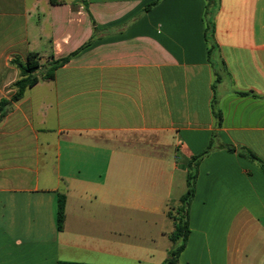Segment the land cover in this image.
<instances>
[{
	"label": "crops",
	"instance_id": "1",
	"mask_svg": "<svg viewBox=\"0 0 264 264\" xmlns=\"http://www.w3.org/2000/svg\"><path fill=\"white\" fill-rule=\"evenodd\" d=\"M53 1L0 0V101L14 58L70 57L0 124V264H163L186 160L214 133L179 264H264V172L242 156L264 163V0H216L218 97L206 0Z\"/></svg>",
	"mask_w": 264,
	"mask_h": 264
},
{
	"label": "trees",
	"instance_id": "2",
	"mask_svg": "<svg viewBox=\"0 0 264 264\" xmlns=\"http://www.w3.org/2000/svg\"><path fill=\"white\" fill-rule=\"evenodd\" d=\"M52 4H55L53 0ZM206 40L208 42V59L214 70L216 77L215 83L213 85V91L216 93L217 85L222 82L223 75L226 74L227 69L224 60L221 57L219 47L215 40V22L214 14L216 11V0H206ZM152 4L150 6H153ZM70 60V57H66L59 60L52 59L44 70H42L41 57L36 52H30L27 55L25 61L20 58H14L12 60V65L15 66L19 71L18 79L12 84V89L15 91L14 95L10 100L3 99L0 101V124L4 121L6 116L9 114L12 104L20 102L24 99L26 92L33 88L40 80L52 81L55 77V72L57 69L65 65ZM239 95H247V93H238ZM213 111L215 116L218 118V127L222 123V113L219 106V100L217 97L213 101ZM216 139V134H213L212 142L208 149L198 156H192L186 160V165L188 168L187 174V191L185 195L180 199L178 205L175 208H171L170 216L174 222L175 230L171 234V241L173 247L169 251L168 258L163 264H179V258L181 253L185 250L189 234V210L191 203L194 199L196 192V182L198 177V169L201 162L209 156L214 151V141ZM233 151L232 148L229 149ZM242 156L247 157L253 161L260 163L262 170L264 172V163L261 162L252 152L248 151L242 154ZM66 198L60 196L59 199V210H58V222L59 230L62 231L64 228L66 212ZM59 264H84V263H70V262H59Z\"/></svg>",
	"mask_w": 264,
	"mask_h": 264
},
{
	"label": "rangeland",
	"instance_id": "3",
	"mask_svg": "<svg viewBox=\"0 0 264 264\" xmlns=\"http://www.w3.org/2000/svg\"><path fill=\"white\" fill-rule=\"evenodd\" d=\"M220 85L221 84L217 85V90H216L217 97L219 96V94H220V92L222 90V88L219 87ZM123 212L124 213H131V211H127L126 209H124ZM126 224L131 229H134L136 227V228H140V229H147L149 232H151V230H152V224H154V223H152V221H149V220H138V221L137 220H133V221L127 222ZM168 224H169V228L168 229H172L173 228V222L170 221ZM161 242H162V245H164L166 247L168 245L171 246L170 248L173 247V243L171 241V237H170V239H168L167 237L166 238H163V239H161Z\"/></svg>",
	"mask_w": 264,
	"mask_h": 264
}]
</instances>
